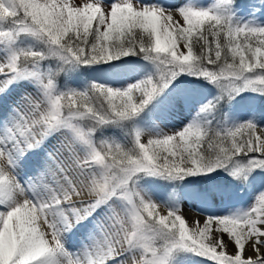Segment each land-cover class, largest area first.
<instances>
[{
    "label": "snow or ice",
    "instance_id": "6c2138e0",
    "mask_svg": "<svg viewBox=\"0 0 264 264\" xmlns=\"http://www.w3.org/2000/svg\"><path fill=\"white\" fill-rule=\"evenodd\" d=\"M261 10L0 0V264H264Z\"/></svg>",
    "mask_w": 264,
    "mask_h": 264
},
{
    "label": "rangeland",
    "instance_id": "374dc122",
    "mask_svg": "<svg viewBox=\"0 0 264 264\" xmlns=\"http://www.w3.org/2000/svg\"><path fill=\"white\" fill-rule=\"evenodd\" d=\"M165 3L167 4H172L175 2V0H164ZM240 2V0H238V3ZM245 3H247V0H244ZM242 15V13H241ZM258 15L260 16L261 20H264V10H261L260 13H258ZM118 63V62H116ZM101 67V66H98ZM103 67H107V66H103ZM104 75H115L117 77H121L125 80L131 79L136 75V72L134 70V68L132 66H119V67H115V68H111L108 69L107 72L102 73ZM187 79H191V78H187ZM210 87V86H209ZM243 95H251V93H245ZM259 103L261 105H264V98H262ZM195 109H193L194 111ZM188 118V113L187 111H181L174 120L171 121V124H174L175 126H179L181 121L186 120ZM246 118V117H245ZM171 124L169 126H171ZM55 143V141L53 142ZM189 179H198V178H189ZM229 180L231 179L230 177L228 178ZM201 187H203V185H201ZM170 191V190H168ZM168 196V192L161 189L158 192V197L161 201H163L164 199H167ZM250 199V192L245 191L243 188L240 189V201L242 204H246ZM186 206L189 209L193 210L194 212H196L197 210L193 207H191V202H189V200L185 199L182 201V207ZM236 206V205H233ZM161 212L162 214H164L165 209L163 208V206L161 207Z\"/></svg>",
    "mask_w": 264,
    "mask_h": 264
},
{
    "label": "bare ground",
    "instance_id": "6f19581e",
    "mask_svg": "<svg viewBox=\"0 0 264 264\" xmlns=\"http://www.w3.org/2000/svg\"><path fill=\"white\" fill-rule=\"evenodd\" d=\"M183 210V214L186 218H188L189 220L192 218V215L195 213L193 210L189 209L186 206L182 207Z\"/></svg>",
    "mask_w": 264,
    "mask_h": 264
}]
</instances>
